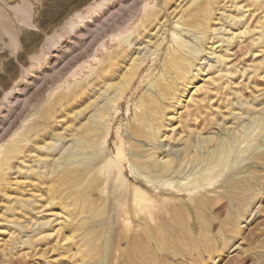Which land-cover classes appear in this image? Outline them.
I'll list each match as a JSON object with an SVG mask.
<instances>
[{"label":"rangeland","instance_id":"1","mask_svg":"<svg viewBox=\"0 0 264 264\" xmlns=\"http://www.w3.org/2000/svg\"><path fill=\"white\" fill-rule=\"evenodd\" d=\"M98 1L0 0V161L5 158L8 148L12 147L30 127L47 123L50 127L43 138H47L50 131H54V138L57 137L55 132H62L63 127L69 124L68 119L73 117L71 113L80 108L81 101L69 102L57 113L55 121L48 118V112L59 109V104L65 102V95L77 91L80 84L94 78L93 73L98 62L93 60V57L101 60L106 51L111 48L117 49L118 44L112 40L113 37L130 32L139 23L138 20L163 6V0H122L123 5L121 4L119 10L105 17L104 24L97 30L93 25L94 17L89 15H92L91 8ZM187 1L172 0L169 10L171 11L173 6H178L176 7L178 9L179 3L184 5ZM249 1L222 0L220 5L214 6L211 28L215 30L207 32L213 37L206 42L205 51L202 52L206 57L201 64L202 75L186 90L177 113L173 111L171 124L168 122L166 128H163V132L166 130L167 132L158 140L159 143H166L174 149L182 148L185 145L182 143L183 140H169L165 135L178 132L183 127L184 132H178L176 135L181 133L185 138L189 128L197 130L204 123L206 126L204 135L221 136L228 146H231L232 150L226 162L217 167L218 175L203 188L194 186L195 188L192 187L190 190L183 189L180 194H159L163 199L160 202L158 222L165 224L170 220L168 223H171L173 205L185 202L188 207L187 220L193 233L198 234L202 231L201 226L206 227L202 231L205 232L204 240L196 241L197 249L194 248L190 252L175 256L169 251L160 252L156 254L157 261H153L152 264H199V262L264 264V119L261 115L264 113V0H260L263 4L261 8L249 5ZM81 18L87 21L82 22ZM163 20L164 18H161L160 21ZM171 21H166L165 33L167 28H171ZM82 29H85L83 37L80 34ZM192 33L184 34L183 38L191 44H198L202 35L196 32L195 38ZM120 40L122 38L119 42ZM144 43L136 46H143ZM207 64L212 65L208 71ZM209 76L214 78V83L207 78ZM142 77H145V71L139 74L131 90L112 110L105 129L108 134L107 145L111 150L109 159L117 160L115 143L123 141V150L127 158L126 173L134 175L139 172L147 176L149 175L147 172L133 171L135 166L131 165L129 159L131 150L127 144L130 138L129 126L132 122L133 105L144 89ZM199 86L204 89L196 91V87ZM97 89L98 86L87 97L92 96ZM202 97L204 100H201ZM207 103L212 106H207ZM198 106L202 108L203 113L201 116L197 113L198 118L195 120L187 113ZM66 112L67 117L64 116ZM203 116L208 121L211 120L208 125L207 122H200V117ZM215 117L221 121L222 127L217 125L214 127L215 124L212 122L215 121L213 120ZM82 118L81 115L73 118V125L78 124L79 120L82 121ZM58 119L60 121H57ZM187 123L189 128L186 127ZM194 126L196 128H193ZM233 127L236 128L235 133L231 132ZM68 131L55 138L52 157H57L59 155L57 151L61 153L63 146L68 145L72 152L71 156L74 158L81 156L72 145L73 136ZM237 135L240 136L238 140ZM41 138H34L33 142L37 143ZM190 138L195 139V135H191ZM35 143H29L25 149L27 153L23 151L10 159L13 166L7 170L6 180L0 191V264H79L81 258L83 260L80 264H122L124 257L121 255L126 256L130 264H136L130 252L136 251L134 244L139 239H143L142 244L146 243L151 247L153 244L149 239L145 241L143 234H139V225L134 219L128 224L120 217L118 221H114L110 225L108 240L105 241L102 236L97 242L100 244L97 253H88L92 247L91 242L83 246L81 230H78V235L63 241L60 226L72 225L71 222L63 221L65 215L59 213L61 210L57 204L46 203L44 198L46 182L34 174L38 172L39 167L36 166L37 169L32 172H27L25 168L28 164L36 165L37 162L43 165L40 162L44 159L42 157L39 159V154L41 156L44 151L36 149ZM144 145L145 148L150 147L147 143ZM214 147L213 140L206 147L200 148V151ZM51 155L44 163L50 162ZM161 156L162 154L159 157ZM22 159L26 161L23 163ZM20 164L19 168L22 170L18 168ZM202 164L189 160L183 161L180 165L176 163L173 169L175 171L176 168V171L166 177H176L179 180L184 176L190 178ZM42 170L45 171L46 167ZM249 171L252 173L249 174ZM27 174L30 175L28 180ZM235 181H238L237 184L241 187L232 188ZM153 185L157 186L156 189L166 186L156 181ZM61 188L62 186L60 190ZM199 200L203 205L196 204ZM165 202L171 204L167 205ZM20 206L23 211H19ZM58 214L60 216H57ZM14 215L21 218L16 219ZM154 215L156 208L152 209L150 214L146 213V220L153 223L151 219ZM104 218L111 219V211L105 214ZM231 219H238L237 227L233 225ZM42 221L47 224H41ZM107 224L105 220L103 227ZM123 229H129L128 235L127 238L120 239L124 233ZM44 237L46 239H43Z\"/></svg>","mask_w":264,"mask_h":264},{"label":"bare ground","instance_id":"2","mask_svg":"<svg viewBox=\"0 0 264 264\" xmlns=\"http://www.w3.org/2000/svg\"><path fill=\"white\" fill-rule=\"evenodd\" d=\"M221 1L222 0H188L184 5L179 3L181 6L179 5L178 9L176 8L178 6H173L174 8L170 11L169 8L173 3L172 0H163V6L151 12L149 15H146V17L141 18V20H138L139 23L136 24L130 32L113 37L112 40L118 44H116L118 48H111V50L109 49V51H106L104 54L105 56L102 57L101 60L97 57H93V60L98 62L96 69L94 67V78L87 83L80 84L77 91L65 95V102L63 101L59 104V109L49 111L47 114L48 118L55 121L54 119L57 118V113L62 111L69 102L73 100L81 101L79 104L81 105L80 108L71 113L73 117L72 119H68L69 124L63 127L62 132H55L57 137H61L63 133L69 130V134L73 136V141H70H72V145L78 150V154H81V156L74 158L71 156L72 152L69 150V145L66 147L62 145L64 147L63 151L60 153L58 150L57 153H59V155L55 158L54 156L52 157V155H54L52 151L54 152L55 150V138L57 137L54 138V131L51 132L49 130L50 132L47 136L49 139L46 140L47 138H43L50 125L42 123L30 127L26 133L18 138L12 147L8 148L5 158H2L3 160L0 161V191L6 180L5 175L7 170L13 166L10 159L14 158L15 154L18 155L25 151L29 143H35L33 142L34 138L42 137L35 143V145L37 144L36 149L38 148L44 151V153H42L43 155L41 154L40 156L39 154V159L42 157L45 160L52 154L50 162L48 161L47 164L42 160L43 162L41 161L40 163H43V165L37 162L36 165H26L27 167L25 168H27V170L24 169L27 172H32L34 169H37L35 168L36 166L39 167L38 172L34 174L36 177L38 176V179L46 182L45 197L43 196L46 203L49 205L52 203L57 204L61 210L59 213L65 215V219L63 220L62 218L61 220L71 222L72 225L67 226L62 223L63 225L60 226V230H62L63 233V241L78 235V230H81L83 234L82 237L84 238L82 241L83 246H85L87 242H91L92 247L89 248L88 253H97L100 250V244L97 242L102 236H104L105 241L108 240V234L111 230L110 225L114 221H118L120 217L125 224H128L133 219L137 220L139 234H143L144 240L146 241L149 239L153 244V247L146 243L142 244L141 241L143 239H139L137 243L134 244L136 251L130 252L131 258L134 259L133 262L136 264H152L153 261L156 262V254L160 252L169 251L175 256L179 253L190 252L194 248L197 249V242L204 240L203 236L205 232L202 231L206 227L201 226L202 231L198 234L193 233L191 225L187 220L188 207L185 202L173 205L174 209L171 211V223H168L170 220L165 222V224L158 222L160 202L163 199L159 196L165 193L180 194L183 189L190 190L194 186L203 188L205 184L218 175L217 167L224 165L226 158L231 153V146H228V143L225 142L224 138L221 136L204 135L206 127L204 123H202L201 128L197 130L192 129V127L189 128L187 123L186 127L189 129L185 133V138L181 133L176 135L178 132H184V128L181 126L180 131H174V133L171 132L165 135L169 140H183L182 143L185 145L182 148L178 147L179 149H174L169 145L167 146L166 143H159L158 140L167 132V130L163 132V128H166L168 122L171 124V119L174 116L173 111L177 113V109L182 103V97L186 90L202 75L203 68L201 64L206 58L204 56L205 53L203 54L202 52L205 51L206 42L213 37V35L210 37V34L207 32L215 30L211 28L214 6L220 5ZM121 4L123 5L122 0H99L96 2L91 8L92 15H89V17H94L93 25L95 29L97 28L98 30L104 24L105 17L111 14L113 15V13L119 10ZM249 5L261 8L263 4L260 0H250ZM105 7H107L106 11H104ZM161 18H164V20L160 21ZM81 19L82 22L87 21L84 18ZM169 19L172 20L171 28H167V32L165 33V28L167 26L166 21H170ZM84 30L85 29H82L80 33L82 37L85 34ZM188 32H193L192 35H194L195 38H197V36H195L196 32L202 35L198 44H191L188 40L183 38L184 34ZM121 38L122 40L119 42ZM143 38L145 39L144 41H146L145 43L142 40ZM140 43H144V45L140 47L139 45L136 46ZM166 43L167 46L165 47ZM133 49L134 53L132 52ZM207 65L208 67L206 69L208 71L212 65ZM142 71H145V77H142L144 89L133 105L132 122L129 126L130 138L127 144L131 150V156L129 158L131 159V165L135 166L133 171L141 170L147 172L149 173L147 176L139 172L134 175L126 173L125 160L127 158L123 150V141L115 143L117 160L111 161L109 159L111 150L107 145L108 134L105 129V125L112 110L119 105L128 91L131 90L135 80ZM207 78L214 83V78L212 76ZM215 82H217V80H215ZM96 86H98L96 92L92 94V96L87 97ZM202 88L201 86L196 87V91L202 90ZM136 89H138V86ZM191 98L192 96H190L189 100H191ZM201 100H204L203 97ZM206 105L209 106L210 104L208 105L207 103ZM207 106L204 107L206 108ZM211 106L212 104L210 107ZM87 112L89 115H87ZM197 113L198 115L203 113L200 106L190 110L187 114L197 120ZM79 115L83 116L82 121L79 120L78 124L73 125V118L76 119ZM261 115L262 119H264V113ZM64 116H68L67 112ZM244 116H246V114ZM215 118L213 119L215 121L212 122L213 125L215 124L214 127L216 125L221 126V121ZM206 120L205 116L200 117V122H207L206 125H208L211 120ZM57 121H60V119ZM241 124H243V122H241ZM221 127H219V129ZM193 128L196 127L194 126ZM234 129L236 130V128L233 127L231 132L233 131V133H235L236 131ZM191 135H195V139L190 138ZM239 138L240 136L237 135L236 139L238 140ZM56 140L58 141V139ZM213 140L215 142L214 148L207 150H205V148V151H200V148L206 147L207 144ZM144 143H147L150 147L145 148ZM36 149H33V151H36ZM160 154H162L161 157H159ZM178 156H180L179 159ZM25 159H22L21 162L24 163L26 161ZM187 160L196 163L202 162L203 164L190 178L184 176L183 179L179 180L176 177H166L171 172L176 171V168L175 171H173L174 164L179 163L180 165L183 161L186 162ZM40 166L43 168H40ZM19 167L21 168V164L18 168ZM45 167L46 170L41 171V169ZM175 167L177 166L175 165ZM251 173L252 171H249V174ZM29 177L30 175H28L27 180ZM155 181L166 186L161 189H156L157 186L153 185ZM237 183L238 181H235L232 188L241 187V185ZM61 186L62 188L60 190ZM37 193H39V191ZM54 200L55 202H52ZM114 200L116 201L115 203L112 202ZM251 200H253V197ZM165 204L169 205L171 202H165ZM196 204L203 205L200 200ZM21 206L19 211L22 210ZM17 207L16 210L18 209ZM154 208H156V215L151 219L153 223H150L146 220V213L150 214V211ZM109 211H111V219H105V214L109 213ZM17 215L14 216L17 217ZM11 216L10 219L12 218ZM57 216L60 215L58 214ZM18 217L16 219H18ZM19 218H21V216ZM105 220L109 225L107 224L106 227H103ZM231 222L235 227L238 226V219H231ZM42 223L45 224L46 222L42 221L41 224ZM15 225L19 226V224ZM27 225L28 223L26 227H28ZM118 225L120 226V224ZM43 226L44 225H42V227ZM98 226L99 228H96ZM128 230L129 229H123L124 233L120 236V239L127 238ZM115 231L116 229L113 231V234ZM48 235H51V233ZM43 239L46 238L44 237ZM79 241L78 243H80ZM121 256L124 257L122 264H130L126 256ZM82 260L81 258L80 261H78L79 264Z\"/></svg>","mask_w":264,"mask_h":264}]
</instances>
